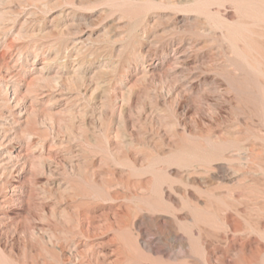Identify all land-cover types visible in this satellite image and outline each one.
I'll list each match as a JSON object with an SVG mask.
<instances>
[{
	"label": "rangeland",
	"instance_id": "rangeland-1",
	"mask_svg": "<svg viewBox=\"0 0 264 264\" xmlns=\"http://www.w3.org/2000/svg\"><path fill=\"white\" fill-rule=\"evenodd\" d=\"M0 140V264H264V0H0Z\"/></svg>",
	"mask_w": 264,
	"mask_h": 264
},
{
	"label": "bare ground",
	"instance_id": "bare-ground-1",
	"mask_svg": "<svg viewBox=\"0 0 264 264\" xmlns=\"http://www.w3.org/2000/svg\"><path fill=\"white\" fill-rule=\"evenodd\" d=\"M179 56V55H178ZM6 61V60H5ZM4 63V62H3ZM43 68V67H42ZM41 68V69H42ZM44 69V68H43ZM40 73V72H39ZM13 85V84H12ZM14 94V93H13ZM43 96H46V94L44 95V94H42ZM15 96V95H14ZM10 99H11V97H10ZM12 99H13V97H12ZM18 99H19V97H18ZM14 100V99H13ZM15 100H17V99H15ZM12 104V103H11ZM17 105V104H16ZM14 107H15V105H13ZM18 106V105H17ZM13 107V108H14ZM15 108H17V107H15ZM27 112V111H26ZM12 114V113H11ZM17 114V113H16ZM26 114V113H25ZM22 115V114H21ZM18 116H20V114L18 115ZM10 119V118H9ZM23 119V118H22ZM11 121H12V119H10ZM8 121V120H7ZM10 122V121H9ZM17 122V121H16ZM4 123V122H3ZM22 123V122H21ZM20 124V123H19ZM24 124V123H23ZM13 125V124H12ZM11 125V126H12ZM21 125V124H20ZM25 125V124H24ZM15 126V125H14ZM13 126V127H14ZM23 126V125H22ZM19 127V126H18ZM2 128V127H1ZM8 132V131H7ZM10 132H13V131H10ZM2 133V132H1ZM16 132H14V134H15ZM12 134V133H11ZM18 134V133H17ZM4 135V134H3ZM3 135H1V136H3ZM16 135V134H15ZM19 137H21V134L19 135ZM2 138V137H1ZM4 139H6V135L3 137ZM17 138V137H16ZM22 138H23V136H22ZM3 140V139H2ZM2 140H0V141H2ZM11 140H9V139H7L5 142H10ZM23 141H24V139H23ZM5 142H2V145H4L5 144ZM35 142V141H34ZM31 143V142H30ZM11 144V143H10ZM12 145V144H11ZM43 146V145H42ZM5 147V146H4ZM37 147V146H36ZM9 148V147H8ZM11 148V147H10ZM21 148V147H20ZM20 148H17V149H14V150H11V152H10V154H9V159H15V160H17V161H21V160H26L27 159V157H28V155H27V152L25 151V153L20 149ZM34 149V148H33ZM36 149V148H35ZM7 153V152H6ZM42 153V152H41ZM38 154V153H37ZM5 156V155H4ZM7 156V155H6ZM32 156V155H31ZM35 156V155H34ZM38 156V155H37ZM47 157V156H46ZM39 158H40V156H39ZM7 159V158H6ZM42 159V158H41ZM6 161V160H5ZM24 162V161H23ZM12 163V162H11ZM21 163V162H20ZM9 164V163H8ZM15 164V163H14ZM28 164V163H27ZM10 166V165H9ZM20 167V166H19ZM11 169V168H10ZM4 171V170H3ZM14 172V171H13ZM236 174V173H235ZM232 175V174H231ZM206 178V177H205ZM205 178H203V179H205ZM207 178H211V177H207ZM214 178V177H213ZM8 180V179H7ZM6 180V181H7ZM197 181V180H196ZM208 181V180H207ZM206 181V182H207ZM194 182V181H193ZM192 182V183H193ZM205 182V183H206ZM195 183V182H194ZM198 183V182H197ZM210 184L212 183V182H209ZM208 183V184H209ZM200 184V183H199ZM204 186V185H203ZM10 187V186H9ZM19 195V194H18ZM216 195V194H215ZM22 196V195H21ZM167 221V220H166ZM232 223V222H231ZM170 228V227H169ZM170 241V240H169ZM185 244V243H184ZM248 261V260H247Z\"/></svg>",
	"mask_w": 264,
	"mask_h": 264
}]
</instances>
